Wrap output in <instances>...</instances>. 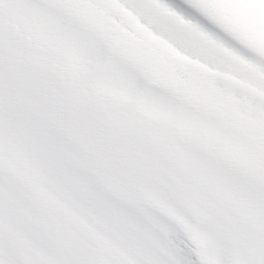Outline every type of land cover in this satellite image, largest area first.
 Listing matches in <instances>:
<instances>
[{"label": "snow or ice", "instance_id": "obj_1", "mask_svg": "<svg viewBox=\"0 0 264 264\" xmlns=\"http://www.w3.org/2000/svg\"><path fill=\"white\" fill-rule=\"evenodd\" d=\"M0 264H264V0H0Z\"/></svg>", "mask_w": 264, "mask_h": 264}]
</instances>
